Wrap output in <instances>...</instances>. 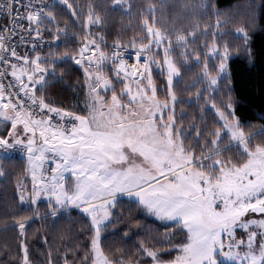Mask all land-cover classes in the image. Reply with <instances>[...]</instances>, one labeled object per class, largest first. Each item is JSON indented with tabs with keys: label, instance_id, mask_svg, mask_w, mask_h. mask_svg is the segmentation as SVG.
Masks as SVG:
<instances>
[{
	"label": "snow or ice",
	"instance_id": "obj_1",
	"mask_svg": "<svg viewBox=\"0 0 264 264\" xmlns=\"http://www.w3.org/2000/svg\"><path fill=\"white\" fill-rule=\"evenodd\" d=\"M57 3L80 20L69 0H27L26 4L0 0V15L11 18L0 31V174L5 158L15 151L26 153L31 184H18L19 201L36 206L45 199L43 214L38 206L34 208L41 220L55 221L73 209L86 214L90 249L82 264H264V141L254 142L256 133L241 126L231 97L223 109L214 99L204 97V91L218 92L220 82L230 76L229 45L224 43L221 52L215 40L211 45L205 42L202 58L188 47L189 39L197 38L196 31L175 35L184 62L194 56L203 65L193 87L205 83V88L195 93V102L205 99L221 125L201 131L196 124L182 125L176 117L180 101L173 79L180 75V68L172 55L176 50L172 36L155 26V5L147 6L149 15L141 22L143 34L129 38L127 44L114 41L111 52L101 48L106 43L103 36L98 43L86 30L74 52L41 54L37 49L42 42L51 48L61 36L67 43L75 35L66 22L60 27L51 10ZM126 4L130 10L127 0H111L113 9ZM17 6L26 11L21 14ZM101 21L89 6L81 27L87 29ZM221 23L226 21L217 18L216 27ZM42 28L52 41H44ZM237 32L247 51L246 30ZM203 34L212 33L205 26ZM14 36L20 37L19 43H12ZM27 40L33 41L30 49ZM22 46L26 49L23 55L17 51ZM69 60L83 72L87 88L84 114L55 106L44 94L49 84L46 77H56V64ZM154 68L162 76L166 72L163 98L153 78ZM192 133L195 145L188 143ZM124 196L172 225V230L153 237L151 243L140 241L136 260L109 254L102 243L103 234L114 225L113 209ZM31 219L22 216L15 225L24 238L21 264H32L26 242V224ZM238 229L244 234L238 235ZM178 236L181 242L174 243ZM48 255L52 264L51 250ZM62 259L69 264L67 252Z\"/></svg>",
	"mask_w": 264,
	"mask_h": 264
},
{
	"label": "trees",
	"instance_id": "obj_2",
	"mask_svg": "<svg viewBox=\"0 0 264 264\" xmlns=\"http://www.w3.org/2000/svg\"><path fill=\"white\" fill-rule=\"evenodd\" d=\"M76 9L80 20L76 21L70 11L57 3L55 12L60 27L68 25V31L74 36L60 37L59 43L53 48L41 50V54L48 51L74 52L80 47L79 41L85 31H90L99 43L100 36L106 43L101 44L107 51L110 45L119 40L127 44L129 38L143 34L141 22L149 4L155 5L157 11L152 14L155 24L160 29L171 33L173 39L177 32H197L195 40L189 39V50L199 52L202 58L206 49L203 45L212 41L224 45L227 43L231 50L228 60L230 76L222 80L218 92L211 94L204 91V97L214 99L216 106L223 109L224 102L231 103L235 114L241 120V126L246 132L252 133L264 129V0H129L131 9L111 7V0H69ZM202 5H210L203 7ZM89 6L102 17L98 25H90L85 29L81 25L86 23ZM219 14V17L217 16ZM221 21L216 27V20ZM151 19V16H150ZM198 26V27H197ZM207 26L210 33L204 35ZM52 27L51 24L48 25ZM244 28L248 34L247 51L245 40L237 34V29ZM45 33H48L45 31ZM220 33L219 35H214ZM172 55L180 68V75L174 82L173 90L180 101L176 106V116L182 125L196 124L201 131L205 128L211 131L220 127L217 123L218 116L215 110L201 99L195 102V93L203 91L205 83H193L199 78L203 65L197 64L194 56H189L187 63L181 56L182 48H177ZM211 66V60H209ZM57 76L49 79V84L44 94L49 100L54 101L59 107H68L75 101L77 92L75 88L84 87V77L81 69L72 61L56 64ZM158 85V94L163 96L167 86L165 77L159 72L153 74ZM226 111V109H225ZM0 129V134H2ZM191 132V128L187 129ZM207 139V132H204ZM264 141V135L256 134L254 142ZM188 143L196 144L195 133L189 136ZM204 141H200L202 147ZM227 144V141H225ZM234 151V150H233ZM231 153H225L230 155ZM3 174H0V264H21L22 239L19 229L15 226L20 217H32L26 224V242L29 247V258L32 264H49V250L52 252V264H63V256L67 252L70 264H82V257L90 249L88 231L89 221L86 214L73 209L70 214H64L55 221L52 219L41 220L34 215V208L39 207L41 214L47 209L45 200L38 205L19 201L18 184L23 179L29 186L26 178L27 161L15 156L5 158L3 161ZM115 221L112 228L103 234L102 243L109 254L124 256L125 259H139L137 248L140 241L152 242L153 237H161L164 231L172 230L170 222L165 223L143 211L140 206L133 203L128 197H121L117 207L113 209ZM124 233L128 235L125 236ZM182 235V234H181ZM47 237V241H45ZM181 242L178 236L173 241ZM172 255H175L173 253ZM171 258V257H165Z\"/></svg>",
	"mask_w": 264,
	"mask_h": 264
},
{
	"label": "built area",
	"instance_id": "obj_3",
	"mask_svg": "<svg viewBox=\"0 0 264 264\" xmlns=\"http://www.w3.org/2000/svg\"><path fill=\"white\" fill-rule=\"evenodd\" d=\"M21 3H27V0H21ZM18 8H19V6H17ZM19 11L21 12V14H23L25 11H26V9H23V8H19ZM11 23V18L10 17H6V16H3V15H0V31H2L3 30V27L5 26V25H8V24H10ZM27 27H28V25H27V22H25V24H24V28L25 29H27ZM23 35L25 36V37H27V35H28V33L25 31L24 33H23ZM33 35V37H34V33L32 34ZM42 35H43V37H44V41H52V36L49 34V33H45V30H43V28H42ZM92 38H94V37H92ZM94 39H96V37L94 38ZM97 40V39H96ZM98 41V40H97ZM20 42V37L19 36H14L13 37V40H12V43H14V44H16V43H19ZM33 41L32 40H27L25 43H26V47L28 48V49H30V47H31V43H32ZM100 42V41H99ZM58 44V41H56V42H54L52 45H51V48H53V47H55L56 45ZM47 48H49V45L47 44V43H41V45H40V47H38V51H40L41 52V50H45V49H47ZM26 49H25V47H18L17 48V51L18 52H20V54H24V51H25ZM112 51V49H110L108 52H111ZM131 62V61H130ZM78 66V65H77ZM79 67V66H78ZM80 68V67H79ZM81 69V68H80ZM81 71H82V69H81ZM83 73V72H82ZM7 79H11V77H8ZM84 90H83V88H75V92H77V95H76V98H75V101L74 102H72L68 107H62V108H66V109H69V110H72V111H76V112H78V113H80V114H84V107H83V105H84V101H85V98H86V93H87V88H86V86H85V82H84ZM51 103H53L55 106H58L54 101H52V100H49ZM59 107V106H58ZM11 156H15L16 158H18V159H22V160H27L26 159V153H24L22 150L21 151H15V152H13L12 154H11ZM21 183H23V184H26V181L23 179L22 180V182ZM26 203V202H25Z\"/></svg>",
	"mask_w": 264,
	"mask_h": 264
},
{
	"label": "rangeland",
	"instance_id": "obj_4",
	"mask_svg": "<svg viewBox=\"0 0 264 264\" xmlns=\"http://www.w3.org/2000/svg\"><path fill=\"white\" fill-rule=\"evenodd\" d=\"M128 1L129 0H127V3H128ZM129 4V3H128ZM124 9L126 10L127 9V4L125 5V7H124ZM154 23H155V20H154ZM155 26H156V24H155ZM157 27V26H156ZM159 28V27H158ZM162 31H164V32H166V33H168L169 35H171V33L170 32H168V31H166V30H164V29H161ZM237 34H239L238 32H237ZM240 35V34H239ZM145 43L147 42V41H144ZM58 43H59V41H58ZM175 39H173V45H172V47L174 48V46H175ZM217 44L219 45V51H223V46L224 45H221V44H219L218 42H217ZM104 51H106V52H108L104 47H101ZM229 58H230V56H229ZM229 58H228V60H229ZM228 60H227V64H228ZM217 63H218V58H217ZM106 71H107V69H106ZM156 72H159V69H156V68H154L153 69V72H152V74H154V73H156ZM160 73V72H159ZM164 77H165V80H166V72L164 73ZM179 77V76H178ZM178 77H174V79H173V85H174V82L178 79ZM79 88H82V87H79ZM85 88L83 87V90H84ZM165 95V94H164ZM164 95L163 96H161V98H163L164 97ZM176 114V113H175ZM236 115V114H235ZM176 117H178V116H176ZM262 130H264V129H261V130H257V131H254V132H252V133H256V134H259V133H261V131ZM28 165V164H27ZM27 176V175H26ZM27 180L29 181V187H30V184H31V178H30V176H27ZM24 185H26L27 186V182H26V184H24ZM124 197H126V196H124ZM41 200H45V199H41ZM46 201V200H45ZM25 202H28V201H25ZM151 216H153V215H151ZM153 217H155V216H153ZM156 219H158L157 217H155ZM256 218H259L258 216L256 217ZM244 233H243V230H239L238 229V235H243ZM70 264V263H69Z\"/></svg>",
	"mask_w": 264,
	"mask_h": 264
}]
</instances>
